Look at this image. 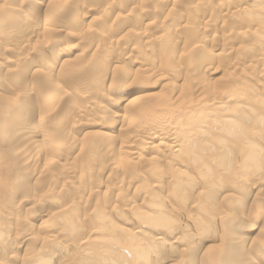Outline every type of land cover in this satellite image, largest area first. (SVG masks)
<instances>
[{"label":"bare ground","instance_id":"bare-ground-1","mask_svg":"<svg viewBox=\"0 0 264 264\" xmlns=\"http://www.w3.org/2000/svg\"><path fill=\"white\" fill-rule=\"evenodd\" d=\"M14 1H15L16 4L20 5V7H21L22 4L27 6V7H29L30 11H34V14H36L35 13L36 9L39 10V12L41 14L42 11H43L42 7L44 8V6L42 4L43 2H40L39 0L38 1H34V0H17L16 1V0H14ZM45 1L48 2V0H45ZM82 1H85V0H82ZM104 1H105V3L106 2L107 3L108 2L111 3V1L114 2V0H104ZM187 1L188 0H128L126 2V7L130 8L132 10H135V11H139L138 12L139 16H137L138 13L136 15H134L133 12L132 13H130V12L129 13H125L124 12V13L118 14L119 15L118 16V18H119L118 20H122L123 22H126L127 25L128 24L136 25V23H137V25H138V23H141V24L143 23L144 24V22L148 21L147 23H145V25L143 27L145 29H140L137 32L136 31L133 32L134 30L133 31L130 30V31L127 32L128 35L134 36V38L136 40H138L140 44H134L135 43L134 42V43H132L134 45H132V46L129 45L128 46V48H127L128 52H125L124 54L113 53L112 54L113 56L110 55L114 59V63H115V66L113 67V69L110 68V67H108V69H107V64L106 65L104 64L106 66V70H104V68L103 69L101 68V69L104 70L105 72H103V74H102L101 71H100L101 73H99V71H98V73H97V75L98 74H102L101 78L97 77V78H94L92 81L94 82V80H96V79H101V81L104 82L105 79L109 75L113 76L115 74H118L121 78L123 76H125V77H127L129 79L131 78V84H134V83H137V82H141V81H149V82L151 81L152 83L153 82H159V81L165 80L168 77L179 78V77H181L184 74L186 75L188 73V71H183V68H181L180 66L175 64V60L176 59H177L176 62L179 61V60L183 61V62L186 61L185 64L188 63V66H187L188 68L189 67H191V68L195 67L192 70V74L190 73L189 75H187L186 78H184V80L186 79L187 81H190V80L192 81V78L188 77V76H190V75L193 76L194 72H197V71H199L198 73H200L199 77H201V73H204V72L213 73L214 70H212V66L209 63V61H211V60H208V59H205V58L213 56V54H214L213 52L215 50H216L215 52H217V54L220 53V52H218V50H220L221 48L217 49V45H216L214 47V50H213L208 45V44H211L212 42L218 40L217 39L218 36H217L216 40L213 39L214 38L213 34H212L213 32L209 28L211 26H209L208 24H204V25H202L200 27H194V25H193L194 23L193 22H192V25H191L188 22H184L183 23V21H184L183 20L181 22V24L178 25V28L186 31L184 33L189 34L190 37H188V38H190V39L185 40L187 38L183 37L184 41L186 42V43L183 42V43H185L183 45H185V48L187 47V50H183L182 49L181 52H180V47H179L180 44H181L180 40L178 42H175V40H172V36H170L171 35L170 32H168V31H166V33L163 32V30L166 29V27L163 26L164 22L167 19L169 20L170 18H172L174 14L176 15L180 11L181 8L185 7L186 8L185 11L194 12V13H197L198 9L201 10L200 7H198L201 4L198 5V3H197V4L193 5V2H192L191 5L189 4V6H187V4H188ZM253 1H258V0H252V2ZM52 2H53V0L50 1V3H52ZM57 2H59V1H57ZM243 2H245V1H242V3ZM252 2H251V4H252ZM115 3H116V1H115ZM117 3H119V1ZM224 3H223V5H224ZM227 3L228 2H226L225 4L228 5ZM235 3H236V1H235ZM239 3H241V1H239ZM262 3L264 4V2H262ZM48 4H49V2H48ZM102 4H103V2H102ZM106 4H103V6L106 5ZM111 4H112V7H113L114 6L113 3H111ZM233 4L234 3H232V5ZM258 4L259 3L257 2V7H259ZM18 5L16 7H14V3H13V6H10L11 8H9L8 6H5V4H3V7L4 8L6 7V9H3V10L6 12V10L8 9L7 11L10 12L9 15H11V12L14 13V14H17L16 11H18V10L16 8H18ZM169 5L173 6L172 10H169L167 16H165L164 18L162 17L163 19L161 21H159V20L157 21L156 20L157 19L156 18L157 17L156 14L158 12L163 11V10L160 11V9L163 6L167 7ZM241 5H243V4H241ZM252 5H254V4H252ZM49 6L50 5H48L47 8ZM86 6L85 5L79 6L77 4L75 5L74 3H71V4L68 3V4H66L65 9L71 15V17H72V14H74L73 16H75V15L77 16V18L74 17V19H73V17L72 18L70 17L71 20L72 19L73 20H76V19L78 20V19L84 18L86 16H90V17H92L91 20H95L96 18L95 17L93 18V15L94 16L97 15V14H100V15L103 14L104 15V13L108 14L110 12V10H109L110 8L108 6L102 7V6L99 5L100 7H98V8H96V7H86ZM214 6H216V5H214ZM237 6H239V5H237ZM248 6L244 5V7H236V8H232V9H230L229 8L230 6H229L228 8H226L227 10L225 8L223 10H221L222 8L219 10V11H222L219 14V16H222V19H224V20L225 19H227V20H233L234 19V22H235L236 18L241 17V19H242V16H243L244 18H246L244 20V23H246L248 25H250L252 23V25H250L252 27H250L248 29H245L244 32L237 33L238 35L236 33H231V35L229 34V36H227V39H226V36L223 34L224 35L223 38H225V40H228V39L231 40L232 38L234 39V37L236 38V35H237L239 37V39H244V40L247 39V41H245V42H247V44H249V45H245L244 48H243L245 50L244 58L247 61L244 62V63H246V64H244V75L241 74V76H244L243 77L244 78V81H243L244 82V86L243 87L240 86L241 89L244 88L243 89L244 92L247 91V93H248V96H247L246 93H245L246 96L244 95L245 97L248 98V99L246 98L247 101L245 100V98L243 99L244 101H246V103L251 101L250 100L251 96L249 98V93L252 94V95H254L255 93H260L258 95L261 96L263 98L262 101H264V20H262V19L258 20V18L257 19L256 18L252 19V17H250L251 16L250 14L252 13L251 12V8L253 9V7H250V6L248 7ZM201 7H206V6L203 5ZM22 8H23V6H22ZM33 8H35V10ZM51 8H53V7H51ZM206 8H208V7H206ZM62 9H64V8L62 7ZM189 9H191V10H189ZM203 10H204V8H203ZM26 11H28V10H26ZM30 11H28V12H30ZM62 11L64 13L65 10H62ZM116 11H113V12H116ZM255 11H256V9H255ZM5 12H4V14H5ZM223 12H224V14H223ZM257 12H258V10H257ZM2 13H3V11H2ZM2 13L0 11V15H2ZM68 13H64V14L67 15ZM163 13H166V12H163ZM261 13L264 14V11H261ZM34 14H31V15H34ZM42 14L44 15V13H42ZM208 14H209V10H208ZM221 14H223V15H221ZM184 15H185V13H184ZM197 15H199V14L197 13ZM254 15H255V13H254ZM31 17H33V16H31ZM201 17H203V16H201ZM11 18H14V16L11 17ZM11 18H10V16H8V20L9 19L12 20ZM216 18H217V16H216ZM19 19L21 20L22 18H19ZM204 19H206V18H204ZM248 19H249V21H248ZM113 21H114V19H113ZM171 21L172 20H170V22ZM206 21H207V19H206ZM93 22H91V23H93ZM13 23L15 24L16 22L14 21ZM13 23L10 24V22H8L9 25H12ZM21 23H22V21H21ZM78 23H77V25L79 26L77 28L78 30L79 29L83 30V29H85L86 27L89 26L88 24H84L83 21H81L79 24ZM114 23H115V21H114ZM8 24H7V22L5 20H1L0 21V44H1V42H3V38L4 37H6V43L7 44H8L7 41L9 39L12 40V39L15 38L12 41H14V42L17 41L16 40V38H17L16 36H17L18 32L14 29L13 31L10 30L12 32L8 33L9 30L7 31V29H10V28H8V26H9ZM14 24H13V27L15 26ZM18 24H19V22H18ZM236 24L238 25V23H236ZM17 25H16V27H17ZM31 25H32V23H31ZM99 25H102L101 22H100ZM176 25H177V23H176ZM212 26H214V25H212ZM78 30H77V32H78ZM154 30L155 31L157 30L155 33L162 32L161 35L159 34L157 37L154 36L153 32H152ZM21 31H22V28H21ZM21 31H19L20 34H21ZM33 31H35V30H33ZM60 31L58 32L57 30L56 31L50 30V31L46 32L47 34L44 33V35H48L46 37V39L48 38V40L51 37L50 35H52L53 37H55L57 39L58 36H62L63 35V32H62V35H61ZM66 31L64 33L66 37H72V36L74 37V36H77V35L80 34L78 32L79 34L77 33V35H76L74 33L66 32ZM89 31L90 30H88V32ZM26 33L27 32H25V34H24V32H23L24 35H27ZM180 33L182 34L181 30H180ZM229 33H230V31H229ZM127 34H125L124 37H126ZM166 34L169 35L168 36L169 39L166 37ZM124 37H123V39H124ZM128 37L130 38L131 36H128ZM219 38L221 39L220 36H219ZM81 39H80V41H81ZM250 39L253 41V44H252V42L249 41ZM27 40H29V39H27ZM48 40L45 41V42L46 43L49 42ZM118 40L119 39H117V40L115 39L114 41H110V42H108L109 41L108 40L107 43H109V44L113 43V45L116 47L117 45H119V41ZM99 42H101V41H99ZM16 43H18V42H16ZM200 43L202 44L201 47L198 48V49L195 48L196 45L200 44ZM28 44H27V46H23V47H25L26 53H30V52L32 53L33 52V53H35L34 55H35V58L37 60L42 59L43 53L41 51L42 49H40L43 46L42 42H38L37 38H35L34 41H33V39H31V43L28 42ZM55 44H53V46ZM109 44H107V46H110ZM102 45H103V43H102ZM1 46H0V48H1ZM9 46H13V45L8 44V47ZM49 46L50 45H48L46 47H49ZM23 47H22V49H23V52H24V48ZM112 47H110L109 50H111ZM218 47H220V46H218ZM2 48H3V52H2V50L0 52V67H5L7 65H9V67H10V65H12V64L13 65L21 64L20 61H22V60H20V59H19L20 61H18L17 58H15L18 61V63H15L13 61H9V59L7 57L4 58V55L6 53H9L8 51H10V50L6 46H4ZM4 48H5V50H4ZM105 48H107V47L105 46ZM105 48H103L104 52H106L104 50ZM113 48L111 50V53L113 52ZM97 49L95 50V48H94L95 53H96ZM236 49H238V48H236ZM6 50H7V52H6ZM94 50H91V51H94ZM159 50H163L164 51L162 53L161 52H159V53L157 52L158 54L156 53L157 57L165 59L164 69L163 68L156 69L155 67H152V64L150 63L152 57L155 55V52L159 51ZM46 51L48 52V50H46ZM98 51H99V49H98ZM146 51H149V53L151 52V55H146L145 56V57H147L146 59H144V58L140 59V58H138L136 56V53H142L143 54ZM220 51H222V49ZM54 52H55V49H54ZM99 52H100V55H101V51H99ZM116 52H118V51H116ZM235 52H236V50H235ZM197 54L201 55V57L202 56L204 57V62H202L201 64H198L199 65L198 68L196 67V59L198 57ZM26 55H25V57H26ZM194 55L197 56V57L196 58L193 57ZM233 55H234V53H233ZM15 56H16V53H15ZM213 57L215 58V56H213ZM18 58H20V57H18ZM21 58H23V56ZM28 58H29V56H28ZM223 58L226 59L227 57H223ZM220 59H222V58H220ZM23 61H25V60H23ZM73 61H74V64L70 65V66H73V67L66 66L69 63V62L67 63L66 60L62 61L59 66L57 65L58 66V70L55 69L56 68L55 67L56 64H53L54 66H50L51 64L48 63L47 64L48 66L44 67V69L41 72L42 78H46L47 79V83L46 84L51 82L50 83V87L52 86L54 89L55 88L62 89L59 86L60 85L59 84L60 79L62 77H65L66 78L65 81H67V79L70 80L71 78L68 75H69V73L74 71V69L77 68L76 69V70H78L77 73L78 72L82 73L81 76L86 73V70H88V72L89 71L91 72L92 69L91 70L86 69L87 66H85V62L82 61L80 54L79 55L78 54L75 55ZM121 61H125V62H127L129 64H132V65L133 64H137L139 66L140 71L138 72V74L135 73V76H134L133 73H127L122 68V66L119 65V63H121ZM213 61H215V60H213ZM40 62H42V61L40 60ZM45 62H47V61H45ZM82 62H83V64L78 66V64H80ZM23 63H25V62H23ZM192 63H193V65L195 64V66H193ZM75 65H77V67ZM96 65H95V62H94V64L91 62L88 67H90V66L92 67L93 66V68H94ZM218 66H220V65H218ZM31 67H32V65H31ZM227 67H230V66H227ZM260 67H261V69H260ZM188 68H187V70H188ZM6 69L4 70V72H6ZM29 69L33 70L34 67H33V69L32 68H29ZM35 70L38 71L37 69H35ZM35 70L32 71L33 72V74H32L33 76H34V71ZM217 70H220V68L217 69ZM11 72H13V74L14 73H16V74L18 73L16 70H11ZM75 72H73V73L77 74ZM108 73H109V75H108ZM13 74H12V76H14L15 79H17L18 76L16 77V75L15 74L13 75ZM23 74H24V72H23ZM23 74L21 72L20 76L23 75ZM86 74L84 76H86ZM18 75H19V73H18ZM38 75L39 74H37L36 76H38ZM41 75H39V76H41ZM74 77H77V76H74ZM74 77H72V78H74ZM199 77H197V78H199ZM36 78L34 79V82H35V80H37ZM86 78H87V76H86ZM74 79H72L73 81H70V83H72V86L73 85L74 86L78 85V83H79L78 80L75 79L76 81H74ZM204 79L205 78H203V80ZM219 79H221V78H219ZM230 79L232 80V82L235 81L234 78L233 79L230 78ZM236 79H239V77L236 78ZM69 80H68V82H69ZM83 80H84V78H83ZM83 80H82V82H83ZM17 81H19V80H17ZM42 81H44V80H42ZM45 81H44V83H45ZM191 81H190V83L187 84L188 85L187 88L182 87L181 90L179 89L180 90V92H179V94H180L179 96L180 97L182 96V92L184 90H187L189 92L188 87H189V89L191 88ZM206 81H204V82H206ZM239 81H237V82H239ZM11 82H12V80H11ZM23 82H24V80H23ZM26 82H28V81L26 80ZM192 82H194V81H192ZM195 82H196L195 85H194L195 88H198L201 91H206L207 95H208V93H210L212 91L213 94L215 92H219V95L220 96L222 95L221 97H224L227 100L230 99V102L234 98H235V100L239 99L240 94H238L237 89L234 90L235 87L233 88L231 86L232 88H229V89H231V90L233 89L232 92L230 91L228 93V95H225V94L223 95V93H224L223 91H219L218 88L216 89V86H213V85H215V84H213L214 82L213 83L210 82V83H206V84L204 82H202V83H197V81H195ZM260 82H261V85H259ZM262 82H263V84H262ZM89 83H90V81H89ZM105 83H103V84H105ZM20 84H22V83L20 82ZM100 84H101V82H100ZM252 84H254L255 86H258L259 88H256L255 86H252ZM226 85H227V83H226ZM238 85H241V84L238 83ZM34 87L35 86L33 85L30 90H31V92H33L32 90H35L34 93L36 94L37 93V90H36L37 87L36 88H34ZM44 87H46V86H44ZM76 87L78 89V86H76ZM125 87H128V85L125 86ZM125 87H124V89H125ZM221 87H223V86H221ZM88 88H89V90L91 89V87H88ZM178 88L179 87L176 88V86H175L174 89L170 90V94L172 95V94H174V92L176 93ZM207 88H209V90H207ZM69 89H71V88H69ZM124 89H122V90H124ZM225 89H227V87H225ZM5 90L9 91V88L5 87L4 90L1 88L0 94H1V92L5 91ZM19 90H21V89H19ZM45 90H47V89H45ZM71 90H74V88H72ZM79 90H81V88L76 90V93ZM126 91H127V89H126ZM124 92H125V90H124ZM18 93H16V94H18ZM48 93H50V92H48ZM48 93H47V95H48ZM57 93L59 94V92H57ZM73 93L74 92H72L71 94L73 95ZM43 94H44V98L42 99V97H41V99L43 101H45V103L47 101L46 106L48 108V110H47V112H45V114L46 113L47 114H49V113L52 114V112L50 111L52 109L51 108L52 102H51V105H50V101H49V99L51 98V96H49V95L51 93L48 96L46 95V92L43 93ZM156 94L157 93L155 92L153 87H150V89L146 90L141 96H135V95L131 96V95L128 94L127 97H126L127 99L124 98L125 101H124V103L122 102V106H121L120 110H112V109H110V108H112V106L119 105V103L117 102L116 98H114V97H112L110 95L109 96H105L104 98H102V99H106V103H104L101 100H94L93 99V101H91L89 99L92 102V105H93L92 109L94 111L93 114H95V117L93 119H91V120L90 119L87 120V116H86L84 121H88L87 122L88 125L94 124L97 127L96 128L97 130L94 131V132H88L85 135L86 136L87 135L92 136V137H90V139H91V141L93 142V145H94V146H91V147L94 148L93 150L102 149V147L104 149H108L106 151V153H105L106 155H104V156H106L108 158V161L111 162L113 165L116 163L117 159L120 160L119 161L120 167L122 165H124L126 167V165L127 166L128 165H136L139 162H144V164L142 163L143 167H144V169H147V172H146V170H145V172L149 175V172L151 171V168H150L151 166L150 167H149V165L147 166L146 162L148 161V157H149L150 154L146 153L145 149H143V151H142V148L138 152H134L136 149L134 148L135 150L133 151L132 148H131L133 143L137 142V141L134 140L135 139L134 135L137 132L135 131V129L132 128L133 127L132 124H134L133 121H134L135 117H131V116L136 111H141V112L144 111L146 113L149 110V108H150L149 105L155 104V99L156 100L159 99V102H160V99L164 95L161 98H157L158 96L160 97V95L157 94L158 96H156ZM45 95H46V97H45ZM61 95H65V93L61 94ZM67 95H70V93H67L66 96ZM79 95H77V97L79 96L80 98L86 99L84 94L80 93ZM201 95H203V94H201ZM205 96H206V94H205ZM4 97H0V99H1L0 101L7 102L8 101L7 100L8 97L6 96L7 97V99H6L7 101L3 100ZM54 97H53V99H56ZM60 97L62 98V96H60ZM213 97H214V99H212V98H209L208 100L207 99H203V98L202 99L203 100H207L206 101L207 104H208V102H209V104L210 103L212 104V102H214L213 100L216 99L215 96H213ZM243 97H240V98H243ZM68 98H67V100H69ZM89 98H91V97H89ZM197 98H196V100H197ZM34 99H33V101H34ZM74 99H76V98H74ZM74 99H72V100H74ZM9 100L11 101V99H9ZM15 100H16V98H15ZM167 100H165V97H164V99L161 100L160 103L158 101H157V103L162 105V104H165ZM176 100H178V99H176ZM196 100L194 102H196ZM222 100H223V98H222ZM10 101L8 103H10ZM52 101L54 102V105H55V101L54 100H52ZM199 101L201 102V104H203L202 100H199ZM28 102H30V101H28ZM70 102H69V104H70ZM191 102H192V99H191ZM221 103H220V101H219V103L217 101L215 104H219L220 106H222ZM226 103L227 102H225V104ZM259 103H262V102L260 101ZM259 103H258L257 100L255 101L254 98H253L252 104L249 103L250 106L249 105L247 106L249 108L248 111H246L244 113L242 111L239 112L240 108H238L236 106L233 107L232 110H231L232 112H235V114H239L240 113V115L243 117V119H245V122H246L247 118H250L251 119V124L253 126L252 129L250 128L249 130H245V128H244V130H243V128L241 126H239L236 121H234L233 119H228L227 118L225 120V122L222 124L223 126L222 125L219 126V127H221V130L219 131L220 132L219 135H221V132H222L223 136L221 135L222 138L218 139L216 141L217 143L215 141L206 142V145L201 148L200 152H196V153L192 152L193 151L192 148L194 149L195 147H197L195 145V143H193L192 141L189 142L190 144L187 143V145H191L192 146V148H191V146L189 147L192 151H189V149H187V147H185V148L187 150V155L189 157H191L192 162L194 163L193 170H194L195 173L189 172L190 171L189 169H191L190 167L188 168L186 166L187 168L186 169L184 168L185 165L188 164V162L190 160L187 163L180 161V163L177 164V167L168 170L167 171L168 172V178L163 177L159 173H156V170H154L155 168L153 167L152 168L153 169L152 173H154V174L150 173V177L148 176L149 179H151L150 182L146 181V183L142 184V187H134L133 186L135 188V189L133 188V190H136L138 192V189H139V191L142 189V191H143L141 194L139 192V197L137 199L129 200L130 199L129 198L127 200L126 199V196H127L126 195L127 194L126 193V189H124V187L121 184H120L119 187L115 186V184L112 185L113 187L109 186V188L107 187L108 185L106 187L103 186L104 190L102 189V186H100V185L99 186L97 185V187L91 188V189H86V188H84L85 187L84 186L82 188L86 189L85 190L86 198L89 197L88 199H90V200L91 199H95V198L98 199L99 197L103 198L101 200L99 199L101 202L96 207H93L92 209H89L90 211L84 209L83 212H79V211L76 212V210H78L80 207L77 209L76 208V204L73 203V201H71L65 206L62 205V207H64L63 210L62 209L59 210V211L55 210L56 212H54V211L53 212H51V211L47 212V211H39L38 210L39 213L33 212L34 213L33 214L34 221H37V220L44 221L43 219H47V220H50V221L61 220L62 222H64V224H63V227L60 228V229H57V228H52L51 229L50 226H49V229H48L46 226H44L45 222H41L40 225L35 226V225L32 224V222H30V221H33V220H31V217L30 218H23V217L20 218L18 216H15L16 215V212H15L16 210H12V209L18 208L19 205L18 204L13 205V203H14L13 199L14 198L11 197V196H6L8 198L6 199V201L2 202L3 205H0L1 206L0 207V242H1L0 243V254L2 255L1 257H3V255L6 254V253L9 254V255L12 254V255L7 257V259L12 260L11 258L15 257V254H14L15 253V249L16 248L17 249L21 248V249H23L25 251L26 257L17 258V259L20 260L18 262L19 264H172V263H176L177 260H181L182 261L181 264H264V214L261 213V209H264V201H263V197L262 198L260 197L261 195L262 196L264 195V107L261 109V107H259ZM80 104H81V101H80ZM80 104H78V105L79 106L83 105V104H81V105ZM156 104L154 106H156ZM183 104H185V103L183 102ZM73 105H74V103H73ZM146 105H148V106L146 107ZM180 105H182V104L180 103ZM72 106H70V107H72ZM86 106L89 107V104L86 105ZM223 106H224V104H223ZM171 107H173V106H171V105L169 106L168 105L167 109L170 110ZM180 107L181 106H177L175 108L177 109V108H180ZM213 107H215V106H213ZM236 108H238L239 110H237ZM53 109H54V106H53ZM60 109H62V107ZM82 109H83V106H82ZM82 109H80V110L77 109L78 111L76 110L77 111L76 117H71V115L70 116L66 115V116H69V120L73 121V123L71 124L72 128H75V127L77 128L80 125V123L82 122L83 113L81 111L84 112V110H82ZM121 109H122V111H121ZM242 109H244V108H242ZM13 110H14V107H13ZM42 110H44V109H42ZM42 110H41V112H42ZM57 111H59V110H57ZM97 111H98V113H97ZM11 112L12 111H10V113ZM54 112L55 111H53V113ZM15 113L16 112H14L13 115ZM38 114H39V112H38ZM61 114L64 115L65 113H61ZM87 114H88V112H87ZM229 114H230V110H229ZM17 115H20V114L18 113ZM41 115H42V113H41ZM43 118H44L43 116L40 117V120H39L40 126H39V128L38 129L37 128L33 129L35 132L34 131L31 132L29 130L28 131H26V130L24 131L23 130L24 132L22 131V133L21 132H17V133H20V135H21V138L19 136V140H21V141L22 140H24V141L27 140L26 143H29V145L32 146L31 150L33 152H34L35 148L37 147V145L43 146V145L46 144V143L44 144V140L45 139L42 140L43 138L41 137L43 134L42 135L39 134V131H41L40 129L43 126L46 125V122L48 123L47 126L49 125V122H48L49 118H45V119H43ZM63 118H62V120H63ZM201 118L202 117H198V119H201ZM94 119H95V121H92ZM139 120H142V119L138 118V121ZM100 121H108V122L112 121L114 123V125H116L118 127V128L116 127L117 128V132L112 134L110 136L109 140H108L109 136L107 137L104 133L102 134V131H99V130L105 129V128H103L104 126L102 125V123ZM138 121L135 124L138 125ZM153 121L155 123L156 120H153ZM247 121H249V120H247ZM25 122H26V120H25ZM98 122H100V123H98ZM142 122L145 123V121H142ZM142 122L139 125L141 127L140 128L141 129L140 132L144 133L146 135V137H147V138H145V139H147V141L144 140L145 141L144 144H146V146H147V145H149V143H156V145H155L156 147L152 146L153 147L152 150L155 149L154 150L155 153H152V154L153 155L157 154L160 157V159L164 160V161L166 159H174L175 158V154H173V150H174L173 148L178 143L172 137V135L174 133H172V135L169 134L170 133L169 124L163 121V122H160L158 124L155 123L156 125H154V123L151 124L150 122L149 123L151 125H149L147 122H146L147 124L143 123V125H142ZM213 122L215 123L216 120H213ZM20 124L21 123H19V125ZM65 125L67 126L69 124H65ZM81 125H83V124H81ZM3 126H2V128H3ZM23 128L24 127L22 126V129ZM64 128L66 129L67 127H64ZM60 129H61V127H60ZM65 129H61V130L64 132ZM72 130H74V129H72ZM52 131H54V129H52ZM140 132L138 131V133H140ZM203 132H205V131H203ZM52 133L54 134V132H52ZM68 134H69V132H68ZM170 135H171L172 138H170ZM45 137H47V136L45 135ZM67 137H69V136H67ZM75 137H76V135H75ZM83 138H85V137L83 136L82 139ZM0 139H2V140H0L1 141L0 145L3 144L7 148L6 145H7V143L9 144V142L7 140H5V138L3 139V136ZM51 139H53V138H51ZM73 139H71V140H73ZM82 139H81V141L84 140V142H85V140H87V142H88V138L87 139L85 138L83 140ZM137 139H138V137H137ZM232 139H236V140L232 141ZM24 141H22V142H24ZM41 141H42V144H41ZM69 142H70V138H68L67 141L65 142V144L63 145L64 148H65V145H68V144L72 145ZM87 142H85V144ZM95 142H96V145H95ZM26 143H24V144H26ZM215 143L220 145L219 146L220 149H217L211 155L209 154V156L208 155L205 156V154H208V153H210L213 150ZM10 144H11V142H10ZM14 144H17V143H14ZM75 144H73V145H75ZM85 144H84V146H85ZM144 144H143V146H144ZM49 146H51V145H49ZM9 147H10V145H9ZM11 147H10V150L13 151V152H16L17 149L14 148V150H13V149H11ZM14 147H15V145H14ZM6 148H5V150H6ZM42 148H44V147H42ZM84 148H86V147H84ZM46 149L48 150L47 146H46ZM8 151H9V149H8ZM154 151H151V152H154ZM157 151H158V153H157ZM17 152H18V150H17ZM82 153L83 152L81 151V154ZM0 154H1V152H0ZM50 154H53V153L50 152ZM81 154L76 155V156L73 155V156H75L74 159H73V163L78 158L83 156ZM85 154H87V151H86ZM89 155L93 156V157H91V161H90V163H92V166H93V162L98 157L96 155H93V154H89ZM20 156H21V154H20ZM22 156H23V160H24V161L23 160L22 161H23L24 164L21 163L23 165V166H21V168H18V166L13 164V163L9 164L10 162L9 163H6V162L2 163L3 161H1V160L2 159H6V158L0 156V159H1L0 160V162H1L0 163L1 164L0 165V191L3 190L2 187L6 186V184L8 186H10L11 184H15L16 185L17 183L26 182V177H28L27 174L29 172H31L32 169H30V168L35 163L34 162L35 159H32V156L30 154H25V152H24V155H23V152H22ZM54 156H55V154H54ZM15 157H16V155H15ZM17 157H18V155H17ZM60 157H61V155H60ZM106 157H105V159H106ZM176 157H177V155H176ZM102 158H103V156L101 157V160H102ZM55 159H59V158H55ZM84 159H86V158H84ZM36 161H37V159H36ZM192 162H191V164H192ZM100 163H102V162H100ZM50 164L52 165V162ZM56 164L61 166L63 163L61 164L60 162H56ZM70 164H71V162H70ZM86 164H88V163H86ZM167 164H169V163H167ZM46 165H47V163H46ZM42 166L43 165H41L40 167H42ZM76 167L77 166H75V168ZM82 167L84 168V166H82ZM89 167L91 168V166H89ZM38 168H39V166H38ZM77 168H79V167H77ZM93 169L94 168H91V170H93ZM68 170H71V168L68 169ZM96 170H98V169H96ZM56 171H57V169H56ZM102 171H103V169H102ZM102 171H100V172H102ZM114 171H116V169H114ZM58 172H59V170H58ZM136 172H137V170H136ZM141 172H143V170H141ZM86 173H88V172H86ZM111 173L113 174L114 172H111ZM142 174H145V173H142ZM131 175H132V173H131ZM87 176L91 177V174L90 175L88 174ZM63 177H64V175H63ZM108 178H109V176H108ZM104 180H106V179H104ZM108 180H106V181H108ZM145 180H146V178H145ZM45 181H46V179H45ZM61 181H63V180H61ZM63 182H62V184H63ZM89 182H90V178H89ZM131 182H132V180H131ZM58 183H59V181H58ZM65 183H67V182H64V186H63L64 188L67 185ZM108 183H110V182L108 181ZM134 183H136V181H134ZM141 183H143V182H141ZM53 184H56V183H53ZM19 186L21 187V185H19ZM58 186H60V185H58ZM7 189H8V187H7ZM50 189H48V190H50ZM60 189L63 190V188H60ZM78 189H77V191H78ZM53 190L55 191V187H54ZM61 190H59V191H61ZM163 190L166 191L165 192L166 196L163 195V192H164ZM71 191H73V190H71ZM45 193H50V192L47 191V192H44V194ZM142 195H144V196L140 198V196H142ZM47 196H46V198H47ZM52 196H53V194H52ZM111 197L115 198L114 199L115 203L107 204L108 202L106 203L105 199H109ZM46 198H44V199H46ZM260 199H262V200H260ZM51 200L52 199L47 200V201L51 202ZM248 201H250V204H248ZM23 202L25 203L26 201H23ZM32 202H34V204H35L37 202H41V200L38 199L36 202L35 201H32ZM87 202H90V201L87 200ZM137 203H140V204L138 205ZM53 204H54V202H53ZM36 205H38V203ZM251 205H252L253 208H249L248 207V206L251 207ZM57 206H60V205H57ZM138 206H140V208H138ZM22 207L24 208L25 206H22ZM30 207H31V205H30ZM247 207L249 208V210L251 209L249 214L246 211ZM89 208H90V206H89ZM169 208L174 210V212H172ZM27 209H28V207H27ZM31 209L32 208H30V211H31ZM30 214H32V213H30ZM28 215H29V212H28ZM118 215H121L120 217L123 218V222L125 220L126 222H128L127 224L130 223L131 227L130 228H126V229L125 228H119L115 224L116 221H114L115 218H117ZM247 215L249 217H251V218H249ZM256 215L261 216L262 225L260 226V228L258 227L255 230V229L252 228L253 225L248 224L247 220H245V219L246 218L252 219V217H254V216L256 217ZM259 216H257V217H259ZM6 220H8V221H6ZM14 221H15V226H13V227H11V225L8 226L9 222H14ZM94 221H96L95 225L92 224V222H94ZM83 223H88L89 225L91 224L92 226H95V227H93V229L95 231L97 230V232H101L102 233L103 237L101 239L102 240L104 239L103 240L104 244H103V246H101V248H104V249H102V250H98L97 249L96 251H92L90 249H87L84 244H83L84 246L82 245V242H83V239H84L83 237L76 238L77 237L76 235L82 230L81 229L82 228L81 225ZM84 227H86V226H84ZM41 231H44L43 234H47V235L42 236V237L38 236V232H41ZM81 232H83V231H81ZM86 232H88V230ZM93 232H91V234ZM253 232H254V234L256 236L260 237L262 241L260 242V241L257 240L258 241V243L256 242L257 244L256 243L254 245L250 244L248 248H244L245 244L247 243V241H245V240H247L248 237H251V233H253ZM5 235L8 236V238L6 236L7 239H5L7 241L4 240V236ZM250 243H251V240H250ZM32 244L37 245L38 246L37 248H39V249L35 250V248L34 249L31 248L29 250V248L32 246ZM234 248H236L237 251H234ZM12 249L14 251L13 253L11 251ZM8 251H11V252L9 253ZM4 259H5V263H6L5 256H4ZM1 261L2 260L0 259V264H2ZM176 264H178V263H176Z\"/></svg>","mask_w":264,"mask_h":264},{"label":"rangeland","instance_id":"rangeland-1","mask_svg":"<svg viewBox=\"0 0 264 264\" xmlns=\"http://www.w3.org/2000/svg\"><path fill=\"white\" fill-rule=\"evenodd\" d=\"M17 1V0H16ZM34 1H38V0H34ZM40 2H43L42 4H43V6H44V8L42 7V9H43V11H42V13H44V15L41 13L40 14V12H39V10H35V8H33L34 10H35V13L36 14H34V11H30V9H29V7H27V6H25V5H21V7H20V5H18V4H16L15 3V1L14 0H0V11H1V13H2V11H3V13H2V15H0V21L1 20H5L6 22H7V24H8V22H10V24L11 23H13L14 21L16 22L14 25V27H13V24L12 25H9L8 26V28H10V29H7V31H8V33L9 32H12L14 29L18 32V34H17V38H16V42H18V43H16V42H14V41H12V40H14V39H9L7 42H8V44H10V45H13V46H9L8 47V44L6 43V37H4L3 38V42H1V44H0V46H1V48L2 47H4V46H6L10 51H8L9 53H6L5 55H4V58H8L9 59V61H13V62H15V63H18V61H20V60H22V61H20L21 62V64H16V65H10V67H9V65H7V66H5V67H0V90H1V88L4 90V88L5 87H8L9 88V91L8 90H5V91H3V92H1V94H0V97H4L3 98V100L4 101H7V102H3V101H0V138H2V136H3V139L5 138V140H7L8 142H9V144L7 143V148L9 147V145H10V147H11V149H13L14 150V148H16L17 150H18V152H17V150H16V152H13V151H11L10 150V147L8 148L9 149V151H8V149L2 144V145H0V152H1V154H0V156H2V157H5L6 159H0L1 161H3L2 163H9V164H15V165H17L18 166V168H21V166H23L22 164H24L23 163V156H22V152H23V155H24V152H25V154H30L31 156H32V159H35V165L33 166L32 165V167L30 168V169H32L31 170V172H29L28 174H27V176L28 177H26V182H24V183H17L16 185L15 184H11L10 186H8L7 184H6V186H4V187H2L3 188V190H1L0 191V205H3V203L2 202H4V201H6V199L8 198V197H6V196H11V197H13L14 199H13V202L15 203H13V205H16V204H18L19 206H18V208H15V209H12V210H16L15 212H16V215L15 216H18V217H20V218H30L31 217V220H33V221H30V222H32V224L33 225H35V226H37V225H40L41 224V222H45L44 223V226H46L48 229H49V226H50V228L52 229V228H57V229H60V228H62L63 227V224H64V222H62L61 220H57V221H50V220H47V219H43L44 221H40V220H37V221H34V219H33V212H36V213H39L38 212V210L39 211H47V212H49V211H51V212H56V211H59V210H63V208L64 207H62V205L63 206H65V205H67L69 202H71V201H73V203H75L76 204V208L78 209L79 207L81 208H79L78 210H76V212L77 211H79V212H83L84 211V209H86V210H88V211H90L89 209H92L93 207H96L101 201V199H103L102 197H99L98 199L97 198H95V199H88V198H86V193H85V190L86 189H91V188H95V187H97V185L99 186H102V189H103V186H107L108 188H109V186H112V185H114L115 184V186H120V184L124 187V189H126V199L128 200L129 198V200H131V199H137L138 197H139V192H140V194L143 192L142 191V189L139 191V189H138V192L136 191V190H133V188L134 187H142V184H144V183H146V181H151V179H149V177H150V173H152V168L154 167L155 169L154 170H156V173H159V174H161L163 177H166V178H168V170H170V169H173V168H175V167H177V164H179L180 163V161H182V162H188L189 160V162H188V164H186L185 165V169L188 167H190L191 169H189L190 171L189 172H193V173H195L194 172V170H193V165H194V163L192 162V159H191V157H189L188 155H187V150H186V148L185 147H187V149H189V151H192V152H200V150H201V148L202 147H204L205 145H206V142H210V141H217L218 139H221L222 138V132H221V135H219L220 134V130H221V127H219V126H221L224 122H225V120L228 118V119H233L234 121H236L237 122V124L239 125V126H241L242 128H243V130H244V128H245V130H249L250 128L252 129V124H251V119L250 118H247L246 119V122H245V119H243V117L240 115V113L239 114H235V112H232L231 110H232V108L233 107H238V108H240V110L238 109V108H236L237 110H239V112L240 111H242L243 113L244 112H246V111H248L249 110V108L247 107L248 105H249V103L250 104H252V102H253V98H254V100L256 101H258V103L261 101L262 103H259V107H261V109L264 107V101H262L263 100V98L261 97V96H259L258 94H260V93H255L254 95H252V94H250L249 93V98H250V96H251V98H250V102H247L246 103V98L247 97H245L246 96V94H247V96H248V93H247V91H245L244 92V88L243 89H241V87H243L244 86V76H241V74L242 75H244V64H246V63H244V62H246L247 60H245V58H244V56H245V54H244V52H245V50L243 49L244 48V46L245 45H249V44H247V42H245V41H247V39H239V37L237 36L238 34L237 33H241V32H244V30L245 29H248V28H250V27H252V26H250V25H252V23L250 24V25H248V24H246V23H244V20L246 19V18H244L243 16H242V19H241V17H238V18H236L235 19V22H234V19L233 20H227V19H222V16H219V14L222 12V11H219L221 8V10H223L224 8L226 9V8H228L229 6V8L230 9H232V8H236V7H244V5L245 6H250V7H253V9L251 8V16L250 17H252V19L253 18H258V20H264V14H262L261 13V11H264V4L262 3V2H264V0H258V1H253L252 2V0H239V1H241V3H239V1L238 0H188L187 1V6H189V4L191 5L192 4V2H193V5L194 4H197L198 3V5H200V6H198V7H200V9L202 10H199L198 9V11H197V13L199 14V15H197V13H194V12H188V11H185V7H183V8H181L180 9V11L175 15H173V17L172 18H170L169 20L167 19L165 22H164V24H163V26L164 27H166V29L165 30H163V32H165L166 33V31H168V32H170V36H172V40H175V42H178L179 40H180V52H181V50L183 49V50H187V47L185 48V45H183V44H185L186 42L184 41V39H183V37H185V38H187V39H185V40H188V39H190V38H188V37H190L189 36V34H186V33H184V32H186V31H184V30H182V29H180V28H178V25H180L181 24V22L183 21V23L184 22H188V23H190L191 25H192V22L194 23L193 25H194V27H200V26H202V25H204V24H208L209 26H211V27H209L210 29H211V31L213 32L212 34H213V39L214 40H216V38H217V36H218V40L217 41H214V42H212L211 44H208L210 47H211V49H213L214 50V47L217 45V49L219 48H221L222 49V51H220V50H218V52H220V53H218L217 54V52H213L214 54H213V56H215V58L213 57V56H210V57H208V58H205V59H208V60H211V61H209V63L211 64V66H212V70H214L213 71V73H210V72H204V73H201V77H199L200 76V73H198L199 71H197V72H194V74H193V76H188V77H191L192 78V81H194V82H192L191 80V88L189 89V87H188V90H189V92L187 91V90H184L183 92H182V96L180 97L179 95V92H180V90L182 89V87H185V88H187V84L188 83H190V81H187L186 79L184 80V78H186V76L187 75H189L190 73L192 74V70H193V68H195V67H187L188 66V63L187 64H185V62H183V61H177L176 62V60H175V64H177L178 66H180L181 68H183V71H188V73L185 75H182L181 77H179V78H173V77H168V78H166L165 80H162V81H159V82H149V81H141V82H137V83H134V84H131V78L129 79V78H127V77H125V76H123L122 78L118 75V74H115V75H113V76H110L109 75V73H108V77L105 79V81L104 82H102L101 81V79H96V80H94V82L92 81L94 78H101V75L103 74V72H105L104 70H106V64H107V69H108V67H110V68H112L113 69V67L115 66V63H114V59L111 57V56H113L112 54L113 53H120V54H124L125 52H128V46L129 45H134V44H140L139 43V41L138 40H136L135 38H134V36H132V35H128L127 34V32L128 31H130V30H134L133 32H137V31H139L140 29H145V28H143L144 27V25H145V23H147V22H144V24L142 23H138V25H137V23H136V25H130V24H126V22H123L122 20H118L119 18H118V14H121V13H134V15H136L139 11H135V10H132V9H130V8H127L126 7V2L128 1V0H114V2H112L111 1V3H113V7H112V4L110 3V2H106L105 3V1L104 0H85V1H82V0H57V1H59V2H57L56 0H53V2L52 3H50V1L51 0H48V2H49V4H48V2L47 1H45V0H39ZM115 1H116V3H115ZM119 1V3H117ZM201 1V2H200ZM223 1V2H222ZM235 1H236V3H235ZM242 1H245V2H243L242 3ZM102 2H103V4H106V5H104L103 6V4H102ZM121 2V3H120ZM196 2V3H195ZM226 2H228L227 4L228 5H226L225 3ZM248 2V3H247ZM251 2H252V4H254V5H252L251 4ZM257 2L259 3L258 5H259V7H257ZM13 3H14V7H16L17 5H18V8H16L18 11H16L17 12V14H14V13H12L11 12V15H9V11H7L6 10V12L3 10V9H6V7L4 8L3 7V4H5V6H8L9 8H11L10 6H13ZM68 3H74L75 5L77 4V5H79V6H83V5H87L86 7H96V8H98V7H100V6H102V7H105V6H108L110 9V12L108 13V14H105L104 13V15L102 14V15H100V14H97V15H93V18L95 17L96 19L95 20H91L92 19V17H90V16H86V17H84V18H81V19H76L77 18V16L75 15V16H73L74 14H72V17H73V19H74V17H76L75 19L77 20H71V15L66 11V9H65V7H66V4H68ZM87 3V4H86ZM111 5H110V4ZM223 3H224V5H223ZM232 3H234L233 5H232ZM247 3V4H246ZM50 5L48 8H47V6L48 5ZM61 4V5H60ZM154 4V3H153ZM216 5V6H214V5ZM219 4V5H218ZM241 4H243V5H241ZM256 4V5H255ZM263 4V5H262ZM59 5V6H58ZM100 5V6H99ZM203 5H205L206 7H208V8H206V7H201V6H203ZM224 7H223V6ZM232 5V6H231ZM237 5H239V6H237ZM22 6H23V8H22ZM152 6V5H151ZM214 6V7H213ZM218 6V7H217ZM221 6V7H220ZM248 6V7H249ZM263 6V7H262ZM51 7H53V8H51ZM56 7V8H55ZM62 7L64 8V9H62ZM116 7V8H115ZM216 7V8H215ZM20 8V9H19ZM22 8V9H21ZM27 8V9H26ZM172 8H173V6H171V5H169V6H167V7H162L161 9H160V11L161 10H163V11H161V12H158L157 14H156V20L158 21H161L165 16H167V14H168V11L169 10H172ZM203 8H204V10H203ZM207 10H206V9ZM256 9V11H255V9ZM24 9V10H23ZM26 10H28V11H30V12H28V11H26ZM60 10V11H59ZM62 10H65L64 11V13H68L67 15L66 14H64L63 13V11ZM108 10V11H109ZM117 10V11H116ZM131 10V11H130ZM167 10V11H166ZM189 10H191V9H189ZM208 10H209V14H208ZM227 10V9H226ZM257 10H258V12H257ZM260 10V11H259ZM21 11V12H20ZM37 11V12H36ZM48 11V12H47ZM55 11V12H54ZM113 11H116V12H113ZM4 12H5V14H4ZM23 12V13H22ZM28 12V13H27ZM163 12H166V13H163ZM260 12V13H259ZM34 14V15H31V14ZM39 13V14H38ZM184 13H185V15H184ZM192 13V14H191ZM212 13V14H211ZM216 15H215V14ZM254 13H255V15H254ZM258 13V14H257ZM38 14V15H37ZM116 14V15H115ZM163 14V15H162ZM183 14V15H182ZM202 14V15H201ZM218 14V15H217ZM223 14H224V12H223ZM223 14H221V15H223ZM262 14V15H261ZM65 15V16H64ZM70 15V16H69ZM210 15V16H209ZM254 15V16H253ZM3 16V17H2ZM8 16H10V18L11 17H13L14 16V18H11L12 20H8ZM31 16H33V17H31ZM51 16V17H50ZM64 16V17H63ZM137 16H139V13L137 14ZM184 16V17H183ZM201 16H203V17H201ZM216 16H217V18H216ZM6 17V18H5ZM54 17V18H53ZM63 17V18H62ZM71 17V18H70ZM163 17V18H162ZM177 17V18H176ZM219 17V18H218ZM261 17V18H260ZM19 18H22L21 20L19 19ZM62 18V19H61ZM68 18V19H67ZM185 18V19H184ZM204 18H206L207 19V21H206V19H204ZM29 19V20H28ZM83 19V20H82ZM102 19V20H101ZM113 19H114V21H115V23H114V21H113ZM193 19V20H192ZM198 19V20H197ZM217 19V20H216ZM19 20V21H18ZM71 20V21H70ZM97 20V21H96ZM99 20V21H98ZM170 20H172L171 22H170ZM175 20V21H174ZM181 20V21H180ZM190 20V21H189ZM201 20V21H200ZM211 20V21H210ZM238 22H237V21ZM243 20V21H242ZM21 21H22V23H21ZM56 21V22H55ZM64 21V22H63ZM81 21H83V23L84 24H88L89 26L88 27H86L85 29H83V30H81V29H77L79 26L77 25V23L79 22H81ZM94 21V22H93ZM112 21V22H111ZM206 21V22H205ZM211 23H210V22ZM248 21H249V19H248ZM252 21V20H251ZM18 22H19V24H18ZM30 22V23H29ZM35 22V23H34ZM60 22V23H59ZM73 22V23H72ZM91 22H93V23H91ZM99 22V23H98ZM100 22H101V24L102 25H99L100 24ZM180 22V23H179ZM31 23H32V25H31ZM76 23V24H75ZM78 23V24H79ZM105 23V24H104ZM176 23H177V25H176ZM217 23V24H216ZM221 23V24H220ZM236 23H238V25L236 24ZM18 24V25H17ZM27 24V25H26ZM30 24V25H29ZM99 26H98V25ZM141 24V25H140ZM16 25H17V27H16ZM43 25V26H42ZM61 25V26H60ZM74 25V26H73ZM77 25V26H76ZM183 25V24H182ZM197 25V26H196ZM212 25H214V26H212ZM22 26V27H21ZM27 26V27H26ZM35 26V27H34ZM170 26V27H169ZM176 26V27H175ZM248 26V27H247ZM29 27V28H28ZM105 27V28H104ZM115 27V28H114ZM129 27V28H128ZM131 27V28H130ZM246 27V28H245ZM12 28V29H11ZM21 28H22V31H21ZM45 28V29H44ZM171 30H170V29ZM24 29V30H23ZM173 29V30H172ZM209 29V30H210ZM216 29V30H215ZM10 30H12V31H10ZM28 30V31H27ZM33 30H35V31H33ZM50 30H54V31H60V33H61V35H62V32H63V35L62 36H58L57 37V39L55 38V37H53L52 35H50L51 37L49 38V40H48V38L46 39V37L48 36V35H44V33H46V32H48V31H50ZM67 30V31H66ZM76 30V31H75ZM77 30H78V32L80 33H78L77 32ZM88 30H90L89 32H88ZM178 30V31H177ZM180 30H181V32H182V34L180 33ZM219 30V31H218ZM230 31V33H229V31ZM19 31H21V34L19 33ZM65 31L66 32H71V33H74V34H76L77 35V33L79 34V35H77V36H72V37H66L65 36ZM81 31V32H80ZM111 31V32H110ZM157 31V30H156ZM155 30L154 31H152L153 32V35L154 36H158L159 34L161 35V33L162 32H159V33H155L156 32ZM225 31V32H224ZM23 32H24V34H25V32H27L26 34L27 35H24L23 34ZM104 32V33H103ZM172 32V33H171ZM174 32V33H173ZM7 33V34H8ZM41 33V34H40ZM123 33V34H122ZM155 33V34H154ZM218 33V34H217ZM231 33H236L237 35H236V38L234 37V39L232 38L231 40L230 39H228V40H225V38H223L224 37V35L226 36V39H227V36H229V34L231 35ZM32 34V35H31ZM47 34V33H46ZM125 34H127V36L126 37H124V35ZM164 34V33H163ZM220 34V35H219ZM224 34V35H223ZM227 34V35H226ZM29 35V36H28ZM31 35V36H30ZM182 35V36H181ZM223 35V36H222ZM240 35V34H239ZM82 36V37H81ZM89 36V37H88ZM117 36V37H116ZM128 36H131L130 38L128 37ZM168 36L169 35H167L166 34V37L168 38ZM178 36V37H177ZM219 36L221 37V39L219 38ZM54 39H53V38ZM77 39H76V38ZM92 37V38H91ZM110 37V38H109ZM123 37H124V39H123ZM174 37V38H173ZM181 37V38H180ZM35 38H37V40H38V42H42V44H43V46H42V48H40V49H42L41 51H42V53H43V57H42V59L44 60H42V59H40L42 62H40V60H37L36 58H35V53H26V50H25V47H23V46H27V44H28V42H30L31 43V39H33V41L35 40ZM45 38V39H44ZM82 38V39H81ZM117 40V39H119L118 41H119V45H117L116 47L113 45V43H107V41L108 42H110V41H114L115 39ZM132 38V39H131ZM180 38V39H179ZM223 38V39H222ZM27 39H29V40H27ZM44 39V40H43ZM53 39V40H52ZM80 39H81V41H80ZM90 39V40H89ZM92 39V40H91ZM107 39V40H106ZM113 39V40H112ZM169 39V38H168ZM239 39V40H238ZM49 41V42H45V41ZM182 40V41H181ZM22 41V42H21ZM86 41V42H85ZM99 41H101V42H99ZM128 41V42H127ZM225 41V42H224ZM237 41V42H236ZM250 42H252V44H253V41L250 39L249 40ZM51 42V43H50ZM54 42V43H53ZM61 42V43H60ZM127 42V43H126ZM135 42V43H134ZM137 42V43H136ZM183 42H185V43H183ZM219 42V43H218ZM222 42V43H221ZM56 43V44H55ZM80 43V44H79ZM89 43V44H88ZM96 43V44H95ZM102 43H103V45H102ZM132 43H134V44H132ZM45 44V45H44ZM53 44H55L54 46H53ZM100 46H99V45ZM107 44H109L110 46H107ZM251 44V43H250ZM29 45V44H28ZM48 45H50L49 47H46V46H48ZM99 47H98V46ZM114 47H112V46ZM182 45V46H181ZM201 43L200 44H197L196 45V47L195 48H200L201 47ZM105 46L107 47V48H105ZM120 46V47H119ZM218 46H220V47H218ZM240 46V47H239ZM22 47L24 48V52H23V49H22ZM110 47H112L113 48V52L111 53V50H112V48H111V50H109L110 49ZM119 49H118V48ZM233 49H232V48ZM242 47V48H241ZM0 48V52H1V50H2V52H3V48L1 49ZM46 48V49H45ZM93 48V49H92ZM94 48H95V50L98 48L99 49V51H101V55H100V52L98 51V49H97V51H96V53H95V50H94ZM101 48V49H100ZM103 48H105L104 50L106 51V52H104L103 51ZM118 50H117V49ZM236 48H238V49H236ZM14 49V50H13ZM54 49H55V52H54ZM108 49V50H107ZM115 49V50H114ZM216 49V48H215ZM232 49V50H231ZM243 49V50H242ZM4 50H5V48H4ZM46 50H48V52L46 51ZM91 50H94V51H91ZM120 50V51H119ZM235 50H236V52H235ZM242 50V51H241ZM116 51H118V52H116ZM233 51V52H232ZM240 51V52H239ZM6 52H7V50H6ZM14 52V53H13ZM47 52V53H46ZM98 52V53H97ZM110 52V53H109ZM159 52H164L163 50H159V51H156L155 52V55L152 57V59H151V61H150V63L152 64V67H155L156 69H158V68H163L164 69V66H165V59H163V58H159V57H157V54ZM12 55H11V54ZM15 53H16V56H15ZM21 53V54H20ZM27 55H26V54ZM59 53V54H58ZM103 53V54H102ZM109 55H108V54ZM157 53V54H156ZM184 53V52H183ZM233 53H234V55H233ZM57 54V55H56ZM81 55V59H82V61L83 62H85V66H87V68L86 69H89V70H91V72L89 71L88 72V70H86V76H87V78H86V76H84V75H82L81 76V74L82 73H77V71L78 70H76V69H74V71H72L71 73H69V75L68 76H70V80L69 79H67V81H65V77H62L61 79H60V81H59V86L62 88V89H60V88H53L52 86L50 87V83H48V84H46L47 83V79L46 78H42V75H41V72H42V70L44 69V67H46V66H48L47 64L49 63V64H51L50 66H54L53 64H56L55 65V69H57L58 70V66L60 65V63L62 62V61H64V60H66L67 61V63H68V65H66V66H68V67H73V66H70V65H73L74 64V57H75V55ZM99 54V55H98ZM223 54V55H222ZM15 57H14V56ZM21 55V56H20ZM25 55H26V57H25ZM33 55V56H32ZM108 55V56H107ZM111 55V56H110ZM146 55H151V52L149 53V51H146V52H144L143 54L142 53H136V56L138 57V58H140V59H146L147 57H145ZM198 55V57L197 56H193V57H197V59H196V67L198 68L199 67V65L198 64H201L202 62H204V57L202 56L201 57V55H199V54H197ZM23 56V58H21ZM28 56H29V58H28ZM32 56V57H31ZM231 58H230V57ZM18 57H20V58H18ZM27 59H25V58ZM223 57H227L226 59H224ZM15 58H17V60L15 59ZM56 58V59H55ZM111 58V59H110ZM203 58V59H202ZM220 58H222V59H220ZM20 59V60H19ZM73 59V60H72ZM237 59V60H236ZM23 60H25V61H23ZM96 60V61H95ZM172 60V59H171ZM213 60H215V61H213ZM45 61H47V62H45ZM110 61V62H109ZM218 61V62H217ZM19 62V63H20ZM23 62H25V63H23ZM40 62V63H39ZM53 62V63H52ZM56 62V63H55ZM83 62L82 63H80V64H78V66L79 65H81V64H83ZM93 63L94 64V62H95V67L93 68V66L91 67H88L89 66V64L90 63ZM113 62V63H112ZM227 62V63H226ZM232 62V63H231ZM89 63V64H88ZM100 63V64H99ZM181 63V64H180ZM184 63V64H183ZM214 63V64H213ZM230 63V64H229ZM237 63V64H236ZM43 64V65H42ZM105 64V65H104ZM111 64V65H110ZM21 65V66H20ZM31 65H32V67H31ZM41 65V66H40ZM58 65V66H57ZM92 65V64H91ZM103 65V66H102ZM119 65L120 66H122V68L127 72V73H133L134 74V76H135V73H137L138 74V72L140 71V69H139V66L137 65V64H129V63H127V62H125V61H121V63H119ZM192 65H193V63H192ZM216 65V66H215ZM218 65H220V66H218ZM243 65V66H242ZM76 67H77V65H75ZM74 66V67H75ZM105 66V67H104ZM193 66H195V64L193 65ZM227 66H230V67H227ZM33 67H34V69H33ZM37 67V68H36ZM218 67V68H217ZM241 67V68H240ZM7 68V69H6ZM11 68V69H10ZM13 68V69H12ZM29 68H32L33 70H35V69H37L38 71H34V76L32 75L33 74V70H30ZM104 68V70H102V69ZM187 68H188V70H187ZM220 68V70H217V69H219ZM6 69V72H4V70ZM29 69V70H28ZM216 69V70H215ZM260 69H261V67H260ZM11 70H16L18 73H19V75H18V73L16 74V73H14L15 75H16V77H17V79H15V77L14 76H12V74H13V72H11ZM240 70V71H239ZM3 71V72H2ZM8 71V72H7ZM76 71V72H75ZM98 71H99V73H101L102 72V74H98L97 75V73H98ZM101 71V72H100ZM11 72V73H10ZM21 72H22V74H23V72H24V74L23 75H21L20 76V74H21ZM30 72V73H29ZM73 72H75V73H77V74H74ZM240 72V73H239ZM36 73V74H35ZM228 73V74H227ZM232 73V74H231ZM13 74V75H14ZM37 74H39V75H41V76H36ZM90 74V75H89ZM203 75V76H202ZM12 78H11V77ZM27 76V77H26ZM74 76H77V77H74ZM81 76V77H80ZM89 76V77H88ZM31 77V78H30ZM37 77V78H36ZM72 77H74L76 80H78V85H73L72 86V83H70V81H73L72 79H74V78H72ZM111 77V78H110ZM120 77V78H119ZM196 77V78H195ZM197 77H199V78H197ZM239 77V79H236V78H238ZM27 78V79H26ZM37 79V80H35V82H34V79ZM55 78V77H54ZM78 78V79H77ZM83 78H84V80H83ZM126 78V79H125ZM203 78H205L204 80H203ZM219 78H221V79H219ZM230 78H234V80L236 81H234V82H232V80L230 79ZM12 80V82H11V80ZM64 79V80H63ZM74 79V81H76ZM88 81H87V80ZM110 79V80H109ZM194 79V80H193ZM216 79V80H215ZM226 79V80H225ZM242 79V80H241ZM14 80V81H13ZM17 80H19L22 84H20V82L19 81H17ZM23 80H24V82H23ZM26 80L28 81V82H26ZM42 80H46L45 81V83H44V81H42ZM68 80H69V82H68ZM82 80H83V82H82ZM100 80V81H99ZM203 80V81H202ZM207 80V81H206ZM213 80V81H212ZM240 80V81H239ZM17 81V82H16ZM41 81V82H40ZM89 81H90V83H89ZM113 81V82H112ZM178 81V82H177ZM195 81H197V83H202V82H204V81H206V82H204L205 84L206 83H210L211 81V83H213V84H215V85H213V86H216V89L218 88V90L219 91H223L224 93H223V95L225 94V95H228V93L231 91L232 92V90L231 89H229V88H234V90H236L237 89V91H238V94H240V96H239V99H236L235 100V98L230 102V99L229 100H227L226 98H224V97H221L220 95H219V92H215L214 94L212 93V91L210 92V93H208V95H207V92L206 91H201L200 89H198V88H195ZM231 81V82H230ZM237 81H239V82H237ZM8 82V83H7ZM38 82V83H37ZM49 82V81H48ZM65 82V83H64ZM99 84H98V83ZM100 82H101V84H100ZM106 82V83H105ZM112 82V83H111ZM216 82V83H215ZM243 82V83H242ZM34 83V84H33ZM36 83V84H35ZM43 83V84H42ZM67 83V84H66ZM81 83V84H80ZM96 83V84H95ZM103 83H105V84H103ZM193 83V84H192ZM226 83H227V85H226ZM238 83L239 84H241V85H238ZM46 84V85H45ZM88 84V85H87ZM91 84V85H90ZM225 84V85H224ZM262 84H263V82H262ZM8 85V86H7ZM25 85V86H24ZM35 86L34 88H36V90H37V93L35 94L34 92H35V90H32L33 92H31V87L32 86ZM128 85V87H125V86H127ZM238 85V86H237ZM246 85V84H245ZM248 85V84H247ZM259 85H261V82L259 83ZM11 86V87H10ZM44 86H46V87H44ZM76 86H78V89H80L81 88V90H79L77 93H76V90H78L77 89V87ZM114 86V87H113ZM175 86H176V88L177 87H179L178 89H177V91H176V93L174 92V94H170V90H172V89H174L175 88ZM221 86H223V87H221ZM230 86V87H229ZM232 86V87H231ZM241 86V87H240ZM252 86H255L254 84H252ZM76 87V88H75ZM88 87H91V89L89 90V88ZM110 87V88H109ZM124 87H125V89H124ZM150 87H153V89L155 90V92L158 94V95H160V97L156 94V96H158L157 98H161L163 95V97L160 99V102H161V100H163L164 99V97H165V100H167L166 101V103L165 104H158L157 103V101L159 102V99H155V104H156V106H154L155 104H152V105H149V107L152 109H150L149 107V110L145 113L144 111H136L135 113H133L132 114V116L131 117H135L134 118V121H133V123L134 124H132L133 125V129H135V131L137 132H135L136 134L134 135V137H135V141H137V142H134L133 143V145L131 146V148H132V150L134 151L135 149V151L134 152H138V151H140L141 150V148H142V151H143V149H145L146 150V153H148V154H150L149 155V157H148V161L146 162L147 163V166L149 165V167L151 168V171L149 172V175L146 173L147 172V169H144V167H143V164H144V162H139L138 164H136V165H126V167L124 166V165H122L121 167H120V164H119V161L120 160H116V163L113 165L111 162H109L108 161V158L106 157V156H104V155H106L105 153H106V151L108 150V149H104L103 147H102V149H95V150H93L94 148L93 147H91V146H94L93 145V142L91 141V139H90V137H92V136H89V135H85L86 133H88V132H94V131H96L97 129V127L94 125V124H90V125H88V121H84L85 120V118H86V116H87V120L88 119H93L94 117H95V114H93V109H92V107H93V105H92V102L91 101H93V99L94 100H101V101H103L104 103H106V99H102V98H104L105 96H112V97H114V98H116V100H117V102L119 103V105H116V106H112V108H110V109H112V110H120V108H121V106H122V102L124 103V101H125V99L124 98H126L127 97V95L129 94V95H135V96H141L146 90H148V89H150ZM225 87H227V89H225ZM238 87V88H237ZM256 88H259L258 86H255ZM49 88V89H48ZM69 88H74V90H71V89H69ZM13 89V90H12ZM19 89H21V90H19ZM42 91H41V90ZM45 89H47V90H45ZM76 89V90H75ZM122 89H124L125 90V92H124V90H122ZM126 89H127V91H126ZM180 89V90H179ZM229 89V90H228ZM15 90V91H14ZM53 90V91H52ZM122 90V91H121ZM207 90H209V88H207ZM46 92V95H47V93L48 92H50V93H48V95L49 96H51V98L49 99V101H50V105H51V102H52V106H51V112H52V114L51 113H49V114H45V112H47V110H48V108H47V106H46V104H47V101H46V103H45V101H43L42 99L44 98V94L43 93H45ZM66 91V92H65ZM70 91V92H69ZM81 91V92H80ZM242 91V92H241ZM14 92V93H13ZM19 92V93H18ZM57 92H59V94L57 93ZM63 92V93H62ZM72 92H74L73 93V95L71 94ZM195 92V93H194ZM16 93H18V94H16ZM33 93V94H32ZM55 95H54V94ZM65 93V95H61V94H64ZM67 93H70V95H67L66 96V94ZM80 93H82V94H84L85 95V97H86V99H83V98H80L79 96V94ZM173 93V92H172ZM246 93V94H245ZM14 94V95H13ZM35 94V95H34ZM171 96H170V95ZM188 94V95H187ZM199 94V95H198ZM201 94H203V95H201ZM205 94H206V96H205ZM2 95V96H1ZM4 95V96H3ZM13 95V96H12ZM40 95V96H39ZM46 95H45V97H46ZM47 95V96H48ZM76 95V96H75ZM77 95H79L78 97H77ZM178 95V96H177ZM245 95V96H244ZM8 97V99H7V97ZM25 96V97H24ZM36 96V97H35ZM55 96V97H54ZM59 96V97H58ZM60 96H62V98L60 97ZM193 96V97H192ZM210 96V97H209ZM213 96H215V100H213L214 102H212V104L210 103L209 104V102H208V104L206 103V101L209 99V98H212V99H214V97ZM217 96V97H216ZM244 96V97H243ZM40 97V98H39ZM41 97H42V99H41ZM53 97L54 98H56V99H53ZM58 97V98H57ZM69 97V98H68ZM76 98V99H74V98ZM89 97H91V98H89ZM177 97V98H176ZM179 97V98H178ZM187 97V98H186ZM198 97V98H197ZM201 97V98H200ZM206 97V98H205ZM240 97H243V98H240ZM15 98H16V100H15ZM35 98V99H34ZM37 98V99H36ZM64 98V99H63ZM66 98V99H65ZM67 98L69 99V100H67ZM80 98V99H79ZM96 98V99H95ZM156 98V97H155ZM196 98H197V100H196ZM207 99V100H203V99ZM222 98H223V100H222ZM245 98V100L246 101H244L243 99ZM256 98V99H255ZM7 99V100H6ZM9 99H11V101L9 100ZM32 99V100H31ZM33 99H34V101H33ZM71 99V100H70ZM72 99H74V100H72ZM83 99V100H82ZM91 101H90V100ZM124 99V100H123ZM127 99V98H126ZM176 99H178V100H176ZM183 99V100H182ZM191 99H192V102H191ZM226 99V100H225ZM241 99V100H240ZM248 99V98H247ZM261 99V100H260ZM1 100V99H0ZM52 100H54L55 101V105H54V102L52 101ZM59 100V101H58ZM186 100V101H185ZM188 100V101H187ZM196 100V102H194ZM199 100H202V103L203 104H201V102L199 101ZM222 100V101H221ZM10 101V103H8ZM28 101H30V102H28ZM33 101V102H32ZM58 101V102H57ZM71 101V102H70ZM80 101H81V104H83V105H81L80 104ZM90 101V102H89ZM176 101V102H175ZM185 103V104H183V102ZM205 101V102H204ZM218 101V103H219V101H220V103L222 102L223 104H224V106H223V104L221 103V105L223 106H220L219 104H215L216 102ZM14 102V103H13ZM38 102V103H37ZM69 102H70V104H69ZM89 102V103H88ZM159 102V103H160ZM225 102H227L226 104H225ZM245 102V103H244ZM30 105H29V104ZM42 103V104H41ZM73 103H74V105H73ZM180 103L182 104V105H180ZM192 103V104H191ZM195 105H194V104ZM201 105H200V104ZM244 103V104H243ZM70 106H72V107H70ZM78 104H80L81 106H79ZM88 105L89 104V107H87L86 105ZM91 104V105H90ZM247 104V105H246ZM168 105L170 106H173V107H171L170 108V110L169 109H167V107H168ZM227 105V106H226ZM32 106V107H31ZM35 106V107H34ZM40 106V107H39ZM53 106H54V109H53ZM79 106V107H78ZM82 106H83V109H82ZM91 106V107H90ZM148 105H146V107H147ZM177 106H181L180 108H175V107H177ZM213 106H215V107H213ZM232 106V107H231ZM250 106V105H249ZM13 107H14V110H13ZM28 107V108H27ZM31 107V108H30ZM39 107V108H38ZM62 107V109H60ZM70 107V108H69ZM75 107V108H74ZM218 107V108H217ZM244 108V109H242V108ZM247 107V108H246ZM16 108V109H15ZM26 108V109H25ZM56 108V109H55ZM82 109V110H84V112L83 111H81L82 113H83V120H82V122L80 123V127L78 126L77 128L75 127V128H72L71 126V124L73 123V121L72 120H69V116L71 115V117H76V115H77V111L78 110H80V109ZM186 108V109H185ZM227 108V109H226ZM231 108V109H230ZM42 109H46L45 111L44 110H42ZM78 109V110H77ZM91 109V110H90ZM12 111L11 113H10V111ZM38 110V111H37ZM40 110V111H39ZM41 110H42V112H41ZM57 110H59V111H57ZM77 110V111H76ZM175 110V111H174ZM229 110H230V114H229ZM245 110V111H244ZM8 111V112H7ZM44 111V112H43ZM53 111H55L54 113H53ZM61 111V112H60ZM88 112V114H87V112ZM121 111H122V109H121ZM151 111V112H150ZM166 111V112H165ZM171 111V112H170ZM219 111V112H218ZM14 112H16L17 114L19 113L20 115H17L16 113L13 115V113ZM25 114H24V113ZM38 112H39V114H38ZM139 112V113H138ZM206 112V113H205ZM41 113H42V115H41ZM44 113V114H43ZM61 113H65L64 115L63 114H61ZM76 113V114H75ZM97 113H98V111H97ZM144 113V114H143ZM30 114V115H29ZM51 114V115H50ZM85 114V115H84ZM91 114V115H90ZM154 114V115H153ZM11 115V116H10ZM13 115V116H12ZM37 117H36V116ZM45 115V116H44ZM66 115H69V116H66ZM24 116V117H23ZM26 116V117H25ZM44 117L43 119H45V118H49V125L47 126V122H46V125L45 126H43L40 130L42 131H39V134H43L41 137L43 138L42 140H44V144L45 145H43V146H41V145H37V149L35 148V150H34V152L31 150V148H32V146H30L29 145V143H26V141H24V140H22V141H24V142H22L21 140H19V136H20V138H21V135H20V133H17V132H21L22 133V131L24 130H26V131H34L33 129H38L39 128V126H40V123H39V120H40V117ZM89 116V117H88ZM93 116V117H92ZM139 116V117H138ZM143 116V117H142ZM13 117V118H12ZM23 117V118H22ZM63 118V120H62V118ZM67 117V118H66ZM198 117H202L201 119H198ZM234 117V118H233ZM12 118V119H11ZM27 118V119H26ZM37 118V119H36ZM61 118V119H60ZM138 118L140 119H142V120H139L138 121ZM198 119V120H197ZM224 119V120H223ZM25 120H26V122H25ZM42 120V119H41ZM62 120V121H61ZM153 120H156L155 121V123L156 124H158V123H160V122H166V123H168L169 124V126H170V133L169 134H171L172 135V133H174L173 135H172V137H173V139L178 143L177 145H175V147L173 148L174 150H173V154H175V158L174 159H166L165 161L164 160H161L160 159V157L157 155V154H152V153H155V149L154 150H152L153 149V147L156 145V143H149V145H147L146 146V144H144V142L145 141H147V139H145V138H147L146 137V135L144 134V133H142V132H140L141 131V127L139 126L140 124H141V122L142 121H145V123L144 122H142V125H143V123L144 124H149V125H151L152 123H154V121ZM160 120V121H159ZM213 120H216V122L214 123L213 122ZM247 120H249V121H247ZM57 121V122H56ZM66 121V122H65ZM92 121H95V119L94 120H92ZM138 121V125L137 124H135L136 122ZM60 122V123H59ZM101 123H102V125L104 126L103 128H105V129H102V130H99V131H102V134L104 133L107 137H108V140H109V138H110V136L112 135V134H114V133H116L117 132V126L116 125H114V123L111 121H100ZM100 122H98V123H100ZM106 122V123H105ZM140 122V123H139ZM147 122V123H146ZM151 124H150V123ZM19 123H21L20 125H19ZM62 123V124H61ZM108 123V124H107ZM110 123V124H109ZM154 123V125H156ZM205 123V124H204ZM45 124V123H44ZM65 124H69V125H65ZM81 124H83V125H81ZM105 124V125H104ZM4 125V126H3ZM11 125V126H10ZM24 127L23 129H22V126ZM61 127V129H65L64 127H67L66 129H65V131L63 132L61 129H60V127ZM2 126H3V128H2ZM37 126V127H36ZM64 126V127H63ZM223 126V125H222ZM45 127V128H44ZM59 127V128H58ZM117 127V128H116ZM51 128V129H50ZM139 130H138V129ZM3 129V130H2ZM49 129V130H48ZM52 129H54V131H52ZM72 129H74V130H72ZM140 132V133H138V131ZM19 130V131H18ZM218 130V131H217ZM23 131V132H24ZM50 131V132H49ZM60 131V132H59ZM203 131H205V132H203ZM6 132V133H5ZM35 132V131H34ZM52 132H54V134L52 133ZM68 132H69V134H68ZM74 132V133H73ZM201 134H200V133ZM244 132V131H243ZM50 133V134H49ZM63 135H62V134ZM52 134V135H51ZM60 134V135H59ZM73 134V135H72ZM76 135V137H75V135ZM134 134V133H133ZM144 134V135H143ZM200 134V135H199ZM6 135V136H5ZM9 135V136H8ZM45 135L47 136V137H45ZM62 135V136H61ZM171 135H170V138H172L171 137ZM176 135V136H175ZM18 136V137H17ZM67 136H69V137H67ZM72 136V137H71ZM85 137L86 139L88 138V142H87V140H85V142H87L86 144H85V142H84V140L83 139H85V138H83L82 139V137ZM105 136V137H106ZM175 136V137H174ZM57 137V138H56ZM106 137V138H107ZM137 137H138V139H137ZM17 138V139H16ZM51 138H53V139H51ZM56 138V139H55ZM68 138H70V142L69 143H71L72 145H70V144H68V145H65V148H64V144H65V142L67 141V139ZM74 138V139H73ZM16 139V140H15ZM71 139H73V140H71ZM81 139L83 140V141H81ZM0 140H2V139H0ZM11 140V141H10ZM18 140V141H17ZM57 140V141H56ZM141 140V141H140ZM145 140V141H144ZM235 141L236 139H232V141ZM17 141V142H16ZM59 141V142H58ZM72 141V142H71ZM81 141V142H80ZM188 141V142H187ZM190 141H192L193 143H195V145L197 146V147H195L194 149L192 148V146L191 145H187V143H189ZM231 141V142H232ZM1 142V141H0ZM10 142H11V144H10ZM13 142V143H12ZM21 144H20V143ZM57 142V143H56ZM79 142V143H78ZM143 142V143H142ZM14 143H17V144H14ZM24 143H26V144H24ZM49 143V144H48ZM52 143V144H51ZM76 143V144H75ZM89 143V144H88ZM142 145H141V144ZM217 143V142H216ZM214 144V148H213V150L210 152V153H208V154H205V156L206 155H208L209 156V154L211 155V154H213L217 149H220V145H218V144ZM15 145V147H14V145ZM41 144H42V141H41ZM73 144H75V145H73ZM84 144H85V146H84ZM92 144V145H91ZM137 144V145H136ZM140 144V145H139ZM143 144H144V146H143ZM190 144V143H189ZM200 144V145H199ZM26 145V146H25ZM49 145H51V146H49ZM61 145V146H60ZM95 145H96V142H95ZM3 146V147H2ZM46 146L48 147V150L46 149ZM143 146V147H142ZM151 146V147H150ZM153 146V147H152ZM183 146V147H182ZM191 146V148H192V150L189 148ZM25 147V148H24ZM40 147V148H39ZM42 147H44V148H42ZM79 147V148H78ZM84 147H86V148H84ZM91 147V148H90ZM156 147V146H155ZM5 148H6V150H5ZM22 148V149H21ZM90 148V149H89ZM135 148V149H134ZM29 149V150H28ZM45 149V150H44ZM82 149V150H81ZM150 149V150H149ZM110 150V149H109ZM51 153H53V154H50V152ZM59 151V152H58ZM81 151L83 152L82 154H81ZM86 151H87V154H85L86 153ZM150 151V152H149ZM151 151H154V152H151ZM38 152V153H37ZM70 152V153H69ZM101 152V153H100ZM103 152V153H102ZM145 152V151H144ZM3 153V154H2ZM58 153V154H57ZM67 153V154H66ZM95 153V154H94ZM157 153H158V151H157ZM20 154H21V156H20ZM54 154H55V156H54ZM61 155V157H60V155ZM66 154V155H65ZM79 154H81V155H83L82 157H80V158H78L74 163H73V159H74V157L76 156V155H79ZM85 154V155H84ZM89 154H93V155H96L98 158L93 162V166H92V163H90V161H91V157H93L92 155L90 156ZM102 154V155H101ZM15 155H16V157H15ZM17 155H18V157H17ZM34 155V156H33ZM64 155V156H63ZM73 155H75V156H73ZM87 155V156H86ZM89 155V156H88ZM154 157H153V156ZM176 155H177V157H176ZM37 156V157H36ZM86 156V157H85ZM103 156V158H102V160H101V157ZM188 156V157H187ZM48 157V158H47ZM51 157V158H50ZM54 157V158H53ZM86 158V159H84V158ZM90 157V158H89ZM105 157H106V159H105ZM19 158V159H18ZM43 158V159H42ZM55 158H59V159H55ZM65 158V159H64ZM180 158V159H179ZM36 159H37V161H36ZM83 159V160H82ZM23 160V161H22ZM58 160V161H57ZM101 160V161H100ZM128 160V159H127ZM42 161V162H41ZM64 161V162H63ZM18 162V163H17ZM52 162V165L50 164ZM56 162H60L62 165V167L60 166V165H57L56 164ZM70 162H71V164H70ZM84 162V163H83ZM100 162H102V163H100ZM174 162V163H173ZM191 162H192V164H191ZM1 163V162H0ZM22 163V164H21ZM39 163V164H38ZM46 163H47V165H46ZM69 163V164H68ZM86 163H88V164H86ZM143 163V164H142ZM153 165H152V164ZM157 163V164H156ZM167 163H169V164H167ZM176 163V164H175ZM81 164V165H80ZM99 164V165H98ZM112 164V165H111ZM125 164V163H124ZM1 165V164H0ZM41 165H43L42 167H40ZM45 165V166H44ZM117 165V166H116ZM167 165V166H166ZM38 166H39V168H38ZM75 166H77V167H79V168H75ZM82 166H84V168L82 167ZM87 166V167H86ZM89 166H91V168H94L93 170H91V168L89 167ZM103 166V167H102ZM135 166V167H134ZM140 166V167H139ZM170 166V167H169ZM187 166V167H186ZM125 167V168H124ZM131 167V168H130ZM143 167V168H142ZM157 167V168H156ZM38 168V169H37ZM71 168V170H68V169H70ZM81 168V169H80ZM98 169V170H96V169ZM110 168V169H109ZM163 168V169H162ZM169 168V169H168ZM37 169V170H36ZM42 169V170H41ZM56 169H57V171H56ZM66 169V170H65ZM85 169V170H84ZM90 169V170H89ZM102 169H103V171H102ZM114 169H116V171H114ZM129 169V170H128ZM40 170V171H39ZM58 170H59V172H58ZM68 170V171H67ZM89 170V171H88ZM136 170H137V172H136ZM141 170H143V172H141ZM145 170H146V172H145ZM166 172H165V171ZM192 170V171H191ZM36 171V172H35ZM99 173H98V172ZM100 171H102V172H100ZM125 171V172H124ZM164 171V172H163ZM41 172V173H40ZM44 172V173H43ZM57 172V173H56ZM69 172V173H68ZM71 172V173H70ZM86 172H88V173H86ZM111 172H114L113 174L111 173ZM32 173V174H31ZM43 173V174H42ZM50 173V174H49ZM68 173V174H67ZM85 173V174H84ZM131 173H132V175H131ZM142 173H145V174H142ZM36 174V175H35ZM81 174V175H80ZM90 175L91 174V177L90 176H87V175ZM110 174V175H109ZM112 174V175H111ZM140 174V175H139ZM152 174H154V173H152ZM167 174V175H166ZM32 175V176H31ZM46 175V176H45ZM63 175H64V177H63ZM80 177H79V176ZM128 175V176H127ZM137 175V176H136ZM139 175V176H138ZM166 175V176H165ZM38 176V177H37ZM40 176V177H39ZM44 176V177H43ZM57 178H56V177ZM86 176V177H85ZM93 176V177H92ZM108 176H109V178H108ZM125 176V177H124ZM149 176V177H148ZM170 176V175H169ZM60 177V178H59ZM83 177V178H82ZM90 178V182H89V178ZM119 177V178H118ZM132 177V178H131ZM144 177V178H143ZM62 178V179H61ZM81 178V179H80ZM93 178V179H92ZM145 178H146V180H145ZM45 179H46V181H45ZM50 179V180H49ZM55 179V180H54ZM79 179V180H78ZM84 179V180H83ZM86 179V180H85ZM104 179H106V180H108L110 183H108V181H106V180H104ZM25 180V179H24ZM29 180V181H28ZM38 180V181H37ZM61 180H63L64 182H67V183H65V184H67L66 185V187L64 188L63 186H64V182L63 181H61ZM81 180V181H80ZM113 180V181H112ZM120 182H119V181ZM131 180H132V182H131ZM145 180V181H144ZM58 181H59V183H58ZM78 181V182H77ZM104 181V182H103ZM134 181H136V183H134ZM62 182H63V184H62ZM99 182V183H98ZM141 182H143V183H141ZM53 183H56V184H53ZM79 183V184H78ZM106 183V184H105ZM9 184V183H8ZM32 184V185H31ZM52 184V185H51ZM84 184V185H83ZM110 184V185H109ZM19 185H21V187L19 186ZM23 185V186H22ZM58 185H60V186H58ZM139 185V186H138ZM141 185V186H140ZM14 186V187H13ZM37 186V187H36ZM43 186V187H42ZM47 186V187H46ZM51 186V187H50ZM62 186V187H61ZM85 186V187H84ZM134 186V187H133ZM7 187H8V189H7ZM41 187V188H40ZM54 187H55V191L53 190L54 189ZM80 187V188H79ZM82 187H84V188H86V189H84V188H82ZM113 187V186H112ZM132 187V188H131ZM15 188V189H14ZM51 188V189H50ZM58 188V189H57ZM60 188H63V190H61ZM79 188V189H78ZM43 189V190H42ZM45 189V190H44ZM48 189H50V190H48ZM57 189V190H56ZM77 189H78V191H77ZM135 189V188H134ZM41 190V191H40ZM59 190H61V191H59ZM69 190V191H68ZM71 190H73V191H71ZM104 190V189H103ZM133 190V191H132ZM50 192V193H45L44 194V192ZM68 191V192H67ZM132 191V192H131ZM137 193H136V192ZM164 192H163V195L164 196H166V191L165 190H163ZM42 192V193H41ZM70 192V193H69ZM135 192V193H134ZM55 193V194H54ZM72 193V194H71ZM74 193V194H73ZM76 193V194H75ZM83 193V194H82ZM48 196H47V195ZM52 194H53V196H52ZM58 194V195H57ZM65 194V195H64ZM36 195V196H35ZM43 195V196H42ZM24 196V197H23ZM41 196V197H40ZM45 196V197H44ZM46 196H47V198H46ZM132 196V197H131ZM144 195H142V196H140V198L141 197H143ZM261 198L263 197V201H264V195L262 196H260ZM44 198H46V199H44ZM64 198V199H63ZM72 198V199H71ZM35 199V200H34ZM38 199H40L41 200V202H37L38 203V205H36L37 203H35L34 204V202H32V201H37ZM50 199H52L51 200V202H49V201H47V200H50ZM100 199V200H99ZM110 199V200H109ZM109 199H105L106 200V203L107 204H110V203H115L114 202V197L112 198H109ZM57 200V201H56ZM87 200H89L90 202H87ZM108 200V201H107ZM260 200H262V199H260ZM23 201H26L25 203L23 202ZM97 201V202H96ZM32 202V203H31ZM53 202H54V204H53ZM79 202V203H78ZM2 203V204H1ZM40 203V204H39ZM88 203V204H87ZM90 203V204H89ZM31 205V207H30V205ZM53 204V205H52ZM92 204V205H91ZM94 204V205H93ZM138 205L140 204V203H137ZM248 204H250V201H248ZM57 205H60V206H57ZM22 206H25L24 208L22 207ZM89 206H90V208H89ZM92 206V207H91ZM133 206V205H132ZM1 207V206H0ZM27 207H28V209H27ZM249 208H253L252 207V205H251V207L250 206H248ZM246 208V211H247V213L249 214L250 213V210H249V208ZM30 208H32L31 209V211H30ZM34 208V209H33ZM138 208H140V206H138ZM172 212H174V210H172L171 208H169ZM56 210V211H55ZM249 211V212H248ZM28 212H29V215H28ZM264 212V209H261V213L262 214H264L263 213ZM30 213H32V214H30ZM15 214V213H14ZM121 215H118L117 216V218H115V220L114 221H116L115 222V224L119 227V228H130L131 227V224L129 223V224H127L128 222H126L125 220H124V222H123V218L122 217H120ZM248 216V215H247ZM257 216H259V215H256V217L254 216V217H252V219H249V218H251V217H249V218H246L245 220H247V222H248V224H250V225H253V229H257L258 227L260 228V226L262 225V222H261V216H259V217H257ZM120 217V218H119ZM249 219V220H248ZM9 220V219H8ZM8 220H6V221H8ZM252 220V221H251ZM120 221V222H119ZM122 221V222H121ZM253 223V224H252ZM47 224V225H46ZM92 224H96V221H94V222H92ZM121 224V225H120ZM11 225V227H13V226H15V221L14 222H9V224H8V226H10ZM61 225V226H60ZM84 226H86V227H84ZM92 225L90 224H88V223H83L82 225H81V231H83V232H79L76 236V238H80V237H83L84 239H83V242H82V245L84 244L85 245V247L87 248V249H90V250H92V251H96L97 249L98 250H102V249H104V248H101V246H103V244H104V239L102 240L101 238L103 237L102 236V233L101 232H97V230L95 231L94 229H93V227H95V226H92ZM20 227V226H19ZM92 229H90V228ZM251 228V229H252ZM87 231L88 230V232H86L85 230ZM254 230V231H255ZM94 231V232H93ZM87 234H86V233ZM90 232V233H89ZM91 232H93L92 234H91ZM44 233V231H41V232H38V236H40V237H42V236H45V235H47V234H43ZM89 234V235H88ZM253 234V235H252ZM6 236L7 235H5L4 236V240L5 239H7L8 238V236H7V238H6ZM250 240H251V243H250ZM262 241L261 240V238L260 237H258V236H256L255 234H254V232L253 233H251V237H248V239L247 240H245V241H247V243L245 244V247L244 248H248L249 247V245L250 244H255L256 242L258 243V241ZM5 241H7V240H5ZM86 242V243H85ZM254 242V243H253ZM1 243V242H0ZM256 243V244H257ZM95 244V245H94ZM83 245V246H84ZM98 246V247H97ZM38 246L37 245H35V244H32V246L29 248V250L32 248V249H34L35 248V250H37V249H39V248H37ZM12 251V253L14 252L13 251V249L11 250ZM11 251H8L9 253L11 252ZM234 251H237V249L236 248H234ZM7 254V253H6ZM4 254L3 255V257H1L2 255L0 254V259L2 260L1 261V263L3 264H19L18 262L20 261L19 259H17V258H23V257H26V254H25V251L23 250V249H15V257H13V258H11L12 260H9V259H7V257L8 256H10V255H12V254ZM4 256H5V258H6V263H5V259H4ZM17 260V261H16ZM181 260H177L176 261V263H180L181 264ZM172 263V262H171ZM176 263H172V264H176Z\"/></svg>","mask_w":264,"mask_h":264}]
</instances>
